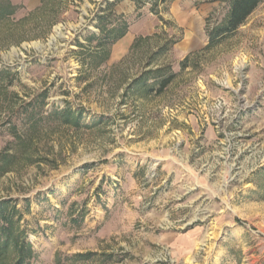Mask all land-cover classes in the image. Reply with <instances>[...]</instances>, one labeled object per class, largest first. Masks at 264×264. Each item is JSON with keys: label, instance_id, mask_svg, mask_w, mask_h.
Listing matches in <instances>:
<instances>
[{"label": "rangeland", "instance_id": "1", "mask_svg": "<svg viewBox=\"0 0 264 264\" xmlns=\"http://www.w3.org/2000/svg\"><path fill=\"white\" fill-rule=\"evenodd\" d=\"M229 8L0 0V264H264V2Z\"/></svg>", "mask_w": 264, "mask_h": 264}, {"label": "trees", "instance_id": "2", "mask_svg": "<svg viewBox=\"0 0 264 264\" xmlns=\"http://www.w3.org/2000/svg\"><path fill=\"white\" fill-rule=\"evenodd\" d=\"M264 2V0H230V8L228 13V19L226 22L215 30L217 37H225L235 33L248 18L258 9V7ZM172 80V77L164 80L161 83L159 92L161 93ZM7 203H0V221L7 224V228H3V233L6 237L3 239L2 233L0 234V261L8 248V238L11 236L9 225V217L7 214ZM24 246L21 247V251ZM25 249V248H24ZM19 263L22 264L23 260L20 258Z\"/></svg>", "mask_w": 264, "mask_h": 264}]
</instances>
